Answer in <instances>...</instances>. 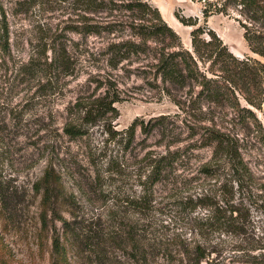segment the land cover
I'll return each mask as SVG.
<instances>
[{
	"label": "rangeland",
	"instance_id": "rangeland-1",
	"mask_svg": "<svg viewBox=\"0 0 264 264\" xmlns=\"http://www.w3.org/2000/svg\"><path fill=\"white\" fill-rule=\"evenodd\" d=\"M149 1L183 46L191 49L192 28L174 12L198 17L202 25L203 0ZM0 2L11 44L10 52L0 59V264H49L50 241L40 222L45 207L35 187L47 168L61 180L63 202L57 206L58 215L71 219L72 211L88 218L111 204L104 195L115 209H124L120 200L139 191L144 176L138 175L147 174L152 160L161 155L174 160L153 186L151 209L146 211L157 239L170 247L185 239L204 244L207 260L215 258L214 264H264V153L252 137H245L241 148L250 175L246 173L242 186H237L228 166H216L205 139L194 135V115L182 123L171 101L157 100L148 73L142 70L148 61L145 54L131 53L111 66L116 58L106 50L108 42L126 38V30L81 38L61 30L67 16H61V10L47 11L34 4L20 12L11 0ZM116 15L124 17L123 12ZM206 24L236 56L258 57L248 48L234 15L213 14ZM55 32L59 46H67L72 54L73 71L51 72V82L43 85L45 73L26 71L24 64L31 54L42 59L43 52L51 55L49 37ZM106 79L121 99L115 103L116 116L109 120L114 129L126 128L135 118L147 121L158 115L168 117V127L149 133L137 130L127 149L124 139L108 140L101 124L88 127L82 137L64 134V125L79 115L80 103L103 93ZM257 114L264 127V117ZM201 199L212 205L202 206ZM213 210L228 222H205ZM56 225L60 229L59 220ZM48 226L52 228V222ZM128 252L116 249L112 256L119 264H130Z\"/></svg>",
	"mask_w": 264,
	"mask_h": 264
},
{
	"label": "trees",
	"instance_id": "trees-1",
	"mask_svg": "<svg viewBox=\"0 0 264 264\" xmlns=\"http://www.w3.org/2000/svg\"><path fill=\"white\" fill-rule=\"evenodd\" d=\"M203 2L202 25L198 17H185L174 12L183 25L192 28L191 49H188L149 0H11L14 9L20 12L34 4L47 11H63L61 16H67L61 21L66 24L61 30L81 38L126 30V38L108 42L106 50L116 58L111 66L127 59L131 53L145 54L148 61L142 70L148 73V82L155 90L157 100L171 101L180 111L175 116L180 117L182 123H187V118L194 115V135L205 139L204 145L212 150L214 164L228 166L233 181L242 186L245 174L250 172L248 162L241 156L244 138L252 137L264 153V127L257 114L260 112L264 117V0ZM1 9L0 2V59L10 52L11 45L8 19ZM120 12L124 17H117L116 13ZM102 14L111 15L113 19L106 20ZM213 14L234 15L243 29L248 48L258 57L236 56L214 30L207 27V19ZM56 33L49 37L50 56L43 52L42 59L37 53L31 54L24 64L26 71L42 70L45 73L43 85L51 82V72L70 74L73 71L72 54L67 46H59ZM109 82L106 79L102 94L80 103L79 115L64 125V134L82 137L88 127L101 124L108 140L124 139L127 149L137 130L149 133L155 128L168 127V117L158 115L147 121L135 118L126 128L114 129L109 120L116 116L115 103L121 99L117 88L108 85ZM222 158L224 161H219ZM173 160V157L167 159L166 155L154 158L149 172L138 175L144 176L139 191L120 200L124 209L120 210V206L115 209L113 201L104 195L111 204L105 211L88 218L72 211L69 213L71 219L58 215L57 206L63 202L61 180L52 168H47L35 187L41 192L45 207L40 222L50 241L49 264H81L78 259L88 264H119L112 256L116 249L129 251L130 264H201L203 261L214 264L215 258L207 260L204 244L185 239L176 247H170L161 242L146 217V211L151 209L153 186L161 182L167 164L171 165ZM199 204L212 205L205 199L199 200ZM216 212L213 210L205 216V222H228L225 217L219 218ZM57 220L60 229H57ZM49 222H52V228L48 226Z\"/></svg>",
	"mask_w": 264,
	"mask_h": 264
}]
</instances>
